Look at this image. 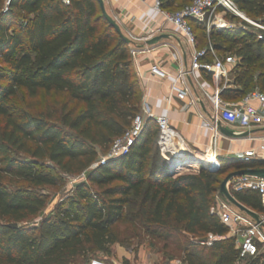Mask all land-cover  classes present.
Wrapping results in <instances>:
<instances>
[{
  "label": "trees",
  "instance_id": "obj_1",
  "mask_svg": "<svg viewBox=\"0 0 264 264\" xmlns=\"http://www.w3.org/2000/svg\"><path fill=\"white\" fill-rule=\"evenodd\" d=\"M193 1L161 4L176 11ZM234 1L264 24V0ZM191 25L209 61L212 49L225 57L239 45L241 59L222 91L225 100L264 91V38L229 29L208 35L205 22L192 19ZM131 44L103 16L98 0H0V264H77L95 252L111 254L120 244L113 226L132 203L139 211L130 220L143 221L147 234L171 227L185 235L182 264H237L236 238L210 213L217 196L223 197L226 167L190 163L174 171L158 147L153 119L125 155L100 163V151L124 135L141 111ZM20 89L33 98L41 92L64 96L60 116L11 105ZM224 160L234 171L264 167L260 160ZM64 174L85 177L74 198L29 224L47 203L40 188L63 184ZM231 192L264 214L257 191ZM210 234L223 238L211 245L200 241ZM244 264H260V258Z\"/></svg>",
  "mask_w": 264,
  "mask_h": 264
},
{
  "label": "built area",
  "instance_id": "obj_2",
  "mask_svg": "<svg viewBox=\"0 0 264 264\" xmlns=\"http://www.w3.org/2000/svg\"><path fill=\"white\" fill-rule=\"evenodd\" d=\"M155 10L162 16L164 24L151 28L140 36L128 34L134 47L131 53L134 58L141 54L150 53L155 50V45H148L147 42L164 30L167 24L180 34L192 48L190 54V64L187 65L183 59L179 61L176 73L171 74L162 64L154 61L150 66L151 75L158 80L171 78V91L168 96L170 101L174 96L180 100H188L189 105L199 106V99L194 93L192 86L193 80L198 82V73L207 72L212 75L216 81V87L212 93L204 90L205 95L210 101L211 110L207 114L200 112L202 126L211 131V140L206 147V154H214L215 161L205 162L206 166L212 169H218L220 162L215 152L217 142L222 135L220 126L234 127V132L243 134L257 127L264 128V91L256 88L248 92L238 101H228L222 97L223 89L231 86L230 75L236 66V60L233 56H219L214 49L211 50L213 59H206L208 55L207 48L197 46V36L191 25V20L195 19L206 23L207 34L210 35L213 30H223L231 28V24L226 20L227 14L238 16L248 22L250 20L242 13L234 0H194L193 3L176 11L166 10L162 7L161 0H155ZM117 21V19H115ZM264 30V25L256 24ZM263 39L264 36H259ZM143 43L142 46L136 45ZM152 118L156 121L159 128L158 147L163 154L175 155V149L181 146L184 149H190L183 136L178 132L170 122L166 114H154L149 104L142 103L141 111L133 120L128 131L116 138L111 145L108 154L100 160L101 164L110 159L119 158L125 155L141 135L147 119ZM247 138L254 145L247 148L242 155L245 161L259 159L264 161V133H249ZM84 176V175H83ZM239 191L250 189L257 191L264 203V179L249 176L235 177L229 183V189ZM210 213L216 216L221 223L226 225L232 237L236 238V245L239 249L237 264H244L249 260L260 258V264H264V216H261L262 223L256 222L253 218L241 211L227 199L220 197L211 207ZM208 241L211 245L213 241L222 239L223 236L210 234ZM80 264H107L99 257H92L88 261ZM178 264H182L178 263Z\"/></svg>",
  "mask_w": 264,
  "mask_h": 264
},
{
  "label": "crops",
  "instance_id": "obj_3",
  "mask_svg": "<svg viewBox=\"0 0 264 264\" xmlns=\"http://www.w3.org/2000/svg\"><path fill=\"white\" fill-rule=\"evenodd\" d=\"M104 2L108 13L117 19L125 35L140 36L149 29L164 24L162 16L154 8L155 0H104ZM164 34L167 37L154 44L155 50L141 54L137 58L133 57L135 71L142 91V103L149 104L154 114L168 115L171 125L180 132L190 149L205 155L206 147L211 140V131L202 126L199 113L202 112L208 115L210 112V101L204 90L212 93L216 87V81L211 74L210 78L207 77L205 72L197 74L198 82L197 80L192 82L194 93L199 99V106L197 107L189 105L188 100H180L175 96L169 101L171 78L166 80L154 78L150 73V66L154 61H158L171 74H175L181 59L187 65L190 64L192 48L180 34L167 24L164 25V30L156 36ZM134 45L131 44V49ZM136 45L142 46L143 43H137ZM149 119L152 118H148L147 121ZM227 127L232 130L235 129L231 126ZM245 133L247 135L249 133L263 134L264 128L257 127L243 134ZM247 135L230 137L222 133L215 147L219 161L224 156L229 159L241 160L243 152L254 145L247 138ZM254 160L259 161V159ZM261 216H264V214H261ZM227 235L232 237L230 233ZM129 250L131 249L120 247L119 244L113 245L111 254L105 257L107 264H167V262H159L158 258L152 255L151 251L144 246L132 251Z\"/></svg>",
  "mask_w": 264,
  "mask_h": 264
},
{
  "label": "rangeland",
  "instance_id": "obj_4",
  "mask_svg": "<svg viewBox=\"0 0 264 264\" xmlns=\"http://www.w3.org/2000/svg\"><path fill=\"white\" fill-rule=\"evenodd\" d=\"M242 13L250 20V22L232 14L228 16L226 15V20L231 24V28H229V30L253 33L258 39H260L259 36H264V30L256 25L262 23L260 19H255L244 11H242ZM197 34L199 35L200 31H197ZM205 44L206 42H202V44H200V47L205 46ZM238 48L239 45H236L233 51L229 53V55L235 58L236 64L241 59L240 55L237 54ZM260 49L262 50V53L264 55V46H262ZM234 79L235 75L233 72V74L230 75V80L233 81ZM63 102L64 96H56L54 94L46 95L41 92L37 97L33 98L30 97L28 93L23 89H20L17 96L9 99V103L11 105L27 109L33 114L53 112L57 114L56 116H60L61 106ZM0 123H2L1 118ZM110 148L106 152L102 150L100 151L99 160H101L108 154ZM224 159H226V156L220 159V167L227 168L226 174L234 171V169L231 168L228 165L229 163H227ZM167 161L170 165L173 163V156L171 154H167ZM46 165L49 167L53 166L49 162H47ZM224 175H222V177ZM64 179V183L56 187L40 188L41 192L47 196V203L42 212L37 217L28 221L29 224H37L43 217L54 214L57 211V208L66 207L67 202L75 196L76 184L83 182L85 180V177L82 174H64ZM231 191H233L232 188ZM220 197L221 196H217L216 200H218V198ZM138 211L139 204H129L126 208L124 219L113 226L112 230L114 235L120 239L119 246L126 249H131L129 251L144 246L151 251L150 253L152 255L158 258L159 262H167V264L181 263V248L186 240L185 235L171 227H166L164 229L159 228V230L162 231V234L160 233L153 236L147 234L144 228L145 225L143 221L130 220L133 212ZM167 234L170 235L168 238L166 237ZM107 256L108 254L104 252H95L91 255V257H99L103 259L106 263L107 261L105 257ZM82 262L84 261H80L77 264H80Z\"/></svg>",
  "mask_w": 264,
  "mask_h": 264
},
{
  "label": "water",
  "instance_id": "obj_5",
  "mask_svg": "<svg viewBox=\"0 0 264 264\" xmlns=\"http://www.w3.org/2000/svg\"><path fill=\"white\" fill-rule=\"evenodd\" d=\"M98 2L100 4L103 16L106 18V20L117 30V32L120 34V36L124 40H126L128 43H132V40L127 35L124 34V32L121 29V26L115 20V18H113V16H111L108 13L104 0H98ZM166 37H167L166 34L160 35V36H155L152 39H150L147 42V44L153 45V44L157 43L158 41H160L161 39L166 38ZM220 131L223 134L230 136V137H238V136L247 135V133L238 134V133L234 132V130H232L231 128L224 126V125L220 126ZM241 159H243V158H241ZM190 163H199V164L205 165V162L200 160L199 158H197L191 149H184L180 155H178V156L174 155L173 156V163L171 164V168H173L174 171H178L180 167H182L186 164H190ZM239 176H249V177L264 179V167L241 168V169L232 171L225 176V178L221 182V186H220V193L224 198H226L228 201H230L232 204H234L236 207H238L241 211L245 212L247 215H249L251 218H253L256 222L262 223L261 214L252 210L251 208L247 207L243 203L239 202L235 198V196L233 195L231 190L229 189V183L231 182V180L234 179L235 177H239ZM12 226L17 227L18 224L14 223V224H12ZM208 239H209L208 237H204L200 241L202 243H205L208 241Z\"/></svg>",
  "mask_w": 264,
  "mask_h": 264
},
{
  "label": "bare ground",
  "instance_id": "obj_6",
  "mask_svg": "<svg viewBox=\"0 0 264 264\" xmlns=\"http://www.w3.org/2000/svg\"><path fill=\"white\" fill-rule=\"evenodd\" d=\"M182 151H183V148L181 147V146H179L177 149H175V155L176 156H178V155H180L181 153H182ZM192 152L195 154V156L197 157V158H199L200 160H202V161H205V162H213V161H215V159H216V157H214V154H201V153H198V152H194L193 150H192Z\"/></svg>",
  "mask_w": 264,
  "mask_h": 264
}]
</instances>
